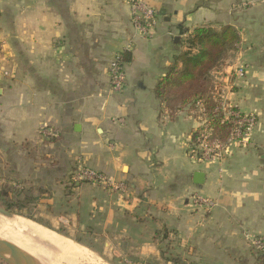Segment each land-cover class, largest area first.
I'll return each instance as SVG.
<instances>
[{
  "label": "crops",
  "instance_id": "0c3cea01",
  "mask_svg": "<svg viewBox=\"0 0 264 264\" xmlns=\"http://www.w3.org/2000/svg\"><path fill=\"white\" fill-rule=\"evenodd\" d=\"M129 1L0 0V64L9 71L0 74V187L31 182L27 197L41 192L44 211L90 216L85 232L104 239L110 261L259 264L251 241L264 240V0H142L155 13L148 37L133 28ZM202 26H230L239 38L211 72L209 92L218 86L256 119L246 148L208 165L186 155L196 117L169 113L154 94ZM116 55L127 56L126 82L112 93ZM42 124L59 137H40ZM79 165L126 189L70 185ZM195 194L214 207L194 203Z\"/></svg>",
  "mask_w": 264,
  "mask_h": 264
},
{
  "label": "trees",
  "instance_id": "16d2710c",
  "mask_svg": "<svg viewBox=\"0 0 264 264\" xmlns=\"http://www.w3.org/2000/svg\"><path fill=\"white\" fill-rule=\"evenodd\" d=\"M238 42V35L230 26H222L219 30L207 26L195 28L184 39L183 50L174 58V66L168 68L154 89L156 98L169 113L186 110L193 114L195 103L201 101L211 120L213 136L222 143L228 139L231 129L230 125L221 123L219 113L215 112L217 105L209 92L210 74L229 52L235 50ZM126 57L123 59L121 56L123 64ZM21 195V191L0 187V207L13 214L30 218L19 211L21 207L31 204L30 199H21ZM36 222L45 226L40 221ZM86 232L90 234V231ZM74 241L83 244L80 240ZM85 246L97 253L93 246ZM258 253L259 264H264L263 254L259 251ZM111 263L115 264L114 261Z\"/></svg>",
  "mask_w": 264,
  "mask_h": 264
},
{
  "label": "built area",
  "instance_id": "2783aa9c",
  "mask_svg": "<svg viewBox=\"0 0 264 264\" xmlns=\"http://www.w3.org/2000/svg\"><path fill=\"white\" fill-rule=\"evenodd\" d=\"M131 24L138 35L143 37L150 36L151 30L155 25V13L147 7L142 0H130ZM0 49L2 45L0 44ZM110 91L119 93L126 82L124 64L121 55H116L109 65ZM0 74L4 77L9 76V71L0 64ZM245 71L243 67L236 70V76L243 78ZM212 99L217 105L215 112L219 113L221 123L230 125V134L225 142H220L213 136L211 120L201 101L195 103V111L192 115L196 117L199 124L192 133L186 147L188 159L197 164H215L222 161L230 155L231 149L235 147L246 148L250 142L252 132L256 125V119L251 114L241 113L232 103H230L221 92L218 86H215L211 92ZM43 129V128H42ZM83 177L88 178L94 184H106L107 189L111 191L123 192V184L115 183L112 179L94 172H85ZM81 176L78 180H81ZM192 201L201 204L206 210L214 207L212 201L199 195H193ZM252 247L263 254L264 240L255 238L251 241Z\"/></svg>",
  "mask_w": 264,
  "mask_h": 264
},
{
  "label": "rangeland",
  "instance_id": "374dc122",
  "mask_svg": "<svg viewBox=\"0 0 264 264\" xmlns=\"http://www.w3.org/2000/svg\"><path fill=\"white\" fill-rule=\"evenodd\" d=\"M2 53H3V49H0V58H3ZM37 131H38V135L40 137H43L47 140L48 139L55 140L56 138L59 137V133L52 131L50 128H48L47 125H44V124L40 125L38 127ZM9 170L10 169H8V168H4L3 176L7 177L5 175V173H7ZM19 170H21L20 178L23 180H26V178H27V175H26L27 167H25V166L21 167ZM85 172L98 173L95 170L89 169L87 167H82L81 165H79V166H77V168L75 170L71 171L70 178L68 179V181H69L68 183L70 185L75 184V183H88L91 185L101 186V187L107 189L106 184H103V183L94 184L88 178L83 177V175H85L83 173H85ZM98 174L105 176L101 173H98ZM80 176L82 179L78 180ZM28 184H32V183L31 182L30 183L25 182V181H20V183H12L10 181L2 182V185H5L10 190H18V191L23 190L22 195L25 197H27V194L32 195V193L27 192L26 187H28ZM124 189H126V187ZM40 195H41V192H39L36 199H32L33 202H31V205H29L27 207H21L19 209V211L22 214L30 217L31 219L17 215V216H13V217H5L7 219V222L11 223V221L23 220V222H28L29 224H33L37 227H41L43 229H46V230L50 231L51 233L56 234L58 237H62L64 239L72 242L73 244H75V245H77L83 249H86L87 254H88V257H87L88 263L85 262L84 264H112L111 262H113V261H110L112 259V256H110V254L107 250V246L103 245L104 239L101 240V243H98L99 240L91 239L90 237L87 236V234L85 232V230H87L86 226L92 225V223H93L90 221V216L81 215V214L77 215V213L75 212L74 209H69L67 211L68 214H63V215L57 213L58 209H56V208L54 209L56 212H53V211L49 212L47 209L44 211V206H43L44 203L43 202L48 201V200L46 199V197L43 198ZM62 213H64V212H62ZM34 220L45 223L46 225L45 226L40 225L39 223H37ZM74 239L80 240L84 245L75 242ZM86 244L87 245L91 244L96 249L97 253L90 250L89 248H87L85 246ZM49 258L54 260V258H56V257L51 256ZM37 261L43 263L42 261H39V259ZM54 261H57V260H54ZM114 263L115 264H147L148 262L140 261L138 263L137 262L132 263V262H129L127 260L126 261L120 260V261H114ZM162 263L163 264H176L174 262H169V261L168 262L164 261ZM190 263L191 262L187 261L186 263H183V264H190ZM0 264H4V263H2L0 261Z\"/></svg>",
  "mask_w": 264,
  "mask_h": 264
},
{
  "label": "bare ground",
  "instance_id": "6f19581e",
  "mask_svg": "<svg viewBox=\"0 0 264 264\" xmlns=\"http://www.w3.org/2000/svg\"><path fill=\"white\" fill-rule=\"evenodd\" d=\"M0 238L18 245L35 259L43 262H39L40 264L88 263L86 249L23 220L9 223L4 216L0 215ZM51 256H55L57 259L54 258V260L57 261L50 259Z\"/></svg>",
  "mask_w": 264,
  "mask_h": 264
},
{
  "label": "water",
  "instance_id": "95a60500",
  "mask_svg": "<svg viewBox=\"0 0 264 264\" xmlns=\"http://www.w3.org/2000/svg\"><path fill=\"white\" fill-rule=\"evenodd\" d=\"M178 42V39H175ZM204 174L195 172L192 175V181L195 186H201L204 183ZM0 215L4 217L17 216L0 207ZM0 261L4 264H40L32 255L22 250L13 243L0 238Z\"/></svg>",
  "mask_w": 264,
  "mask_h": 264
}]
</instances>
